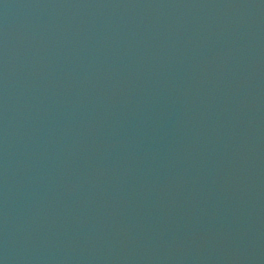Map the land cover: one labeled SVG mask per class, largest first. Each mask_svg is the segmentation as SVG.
<instances>
[{
    "label": "water",
    "instance_id": "95a60500",
    "mask_svg": "<svg viewBox=\"0 0 264 264\" xmlns=\"http://www.w3.org/2000/svg\"><path fill=\"white\" fill-rule=\"evenodd\" d=\"M0 264H264V0H0Z\"/></svg>",
    "mask_w": 264,
    "mask_h": 264
}]
</instances>
